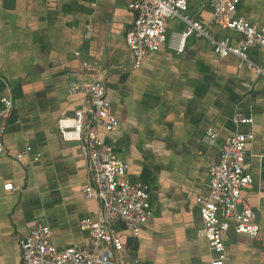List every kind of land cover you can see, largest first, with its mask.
Listing matches in <instances>:
<instances>
[{
    "label": "crops",
    "instance_id": "1",
    "mask_svg": "<svg viewBox=\"0 0 264 264\" xmlns=\"http://www.w3.org/2000/svg\"><path fill=\"white\" fill-rule=\"evenodd\" d=\"M130 1L0 0V100L13 101L0 154V264L20 263L19 242L36 222L50 228L62 252L86 246L79 223L100 217L99 204L80 191L87 171L79 146L63 142L57 128L60 119L89 106L81 94H70L87 83L82 61L100 67L119 122L113 132L99 128L98 137L127 165L126 180L144 184L150 195L137 235L117 227L121 264H210L195 200L208 194L209 169L237 132L253 135L243 163L253 183L242 194L259 232L236 234L230 222L225 254L235 264H264V78L235 57L218 58L196 34L182 54L166 43L134 69L124 41L134 20ZM208 2L190 0L188 14L214 38L236 43L237 33L212 24ZM237 16L264 27V0H240ZM87 27L90 39L84 38ZM183 28L172 21L168 34ZM248 59L264 68V49H250ZM235 118L251 122L235 124Z\"/></svg>",
    "mask_w": 264,
    "mask_h": 264
},
{
    "label": "built area",
    "instance_id": "2",
    "mask_svg": "<svg viewBox=\"0 0 264 264\" xmlns=\"http://www.w3.org/2000/svg\"><path fill=\"white\" fill-rule=\"evenodd\" d=\"M190 0H131L127 7L134 13V20L125 32V45L130 52L132 67L138 69L142 63L163 48L182 54L186 41L192 35L206 39L218 58H237L247 68H253L258 77L264 78V68L255 66L248 59L250 49H264V27L259 28L237 16L240 0H209L213 25L238 34L232 43L229 39L214 38L199 22L188 14ZM180 22L184 28L180 33L168 34V24ZM87 27L84 38L90 39ZM75 57L79 53L75 52ZM82 76L87 83L70 88V94H81L89 102L82 106L72 118H62L57 128L63 142L77 143L85 163L87 178L80 191L100 206V217L93 221L84 218L79 229L88 236V244L70 247L59 252L50 239V228L43 222H36L28 235L21 239L19 264H121L124 250L118 235L119 225L137 235L147 222L149 211V190L141 183L130 184L126 180L127 165L120 161L111 147L98 137L97 130L113 132L119 122L107 99L106 86L101 69L90 61L80 64ZM13 112L10 97L0 100V154L4 153V122ZM235 124H250L246 118H235ZM214 141L216 134L207 132ZM253 139L250 132L235 133L226 138L220 147L217 161L208 172V194L197 197L202 227L198 235L203 237L211 252L210 264H235L225 254L224 236L230 222L239 235L255 237L259 232L256 217L243 199V189L252 183V177L243 169L245 147ZM30 148L17 155L18 160L27 157ZM10 185L5 189H11Z\"/></svg>",
    "mask_w": 264,
    "mask_h": 264
}]
</instances>
